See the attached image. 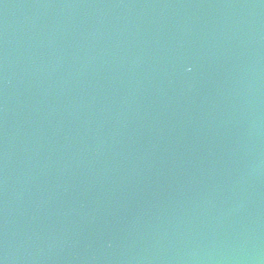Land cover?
<instances>
[{
  "label": "water",
  "instance_id": "obj_1",
  "mask_svg": "<svg viewBox=\"0 0 264 264\" xmlns=\"http://www.w3.org/2000/svg\"><path fill=\"white\" fill-rule=\"evenodd\" d=\"M0 264H264V0H0Z\"/></svg>",
  "mask_w": 264,
  "mask_h": 264
}]
</instances>
